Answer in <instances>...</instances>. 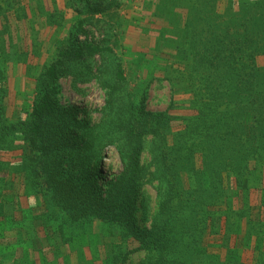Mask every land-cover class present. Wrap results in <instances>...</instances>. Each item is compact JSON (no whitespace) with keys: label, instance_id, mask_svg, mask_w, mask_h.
Returning a JSON list of instances; mask_svg holds the SVG:
<instances>
[{"label":"rangeland","instance_id":"obj_1","mask_svg":"<svg viewBox=\"0 0 264 264\" xmlns=\"http://www.w3.org/2000/svg\"><path fill=\"white\" fill-rule=\"evenodd\" d=\"M211 3L225 24L229 17L243 16V12L245 17L264 20V0H0V68L5 73L0 80V128L28 118L26 111L32 109L38 80L59 57L61 48L75 38L110 47L111 51L93 58V72L98 67L103 72L83 84L84 94L65 83L62 100L84 108L92 126L110 128L112 112L106 109L108 95L103 82L109 81L119 61L127 77L120 93L127 96L132 106L138 105L144 95L149 110L170 109L179 117L168 133L169 145L174 144V133L185 127L186 118L199 120L195 105L204 98L207 82L212 80L206 79L207 65L201 63L202 55L197 54L204 45L193 42L198 32L196 15L206 14ZM80 20L85 21L87 33L78 31ZM263 26L256 41L259 46H264ZM220 27L216 28L220 34L218 42L214 46L208 43L213 52L206 54L207 60L211 54L215 60L212 71L217 80L225 77L224 73H232L237 65L235 59L231 64L225 60L234 46L228 48L230 30ZM222 44L228 47L220 51V56H224L220 59ZM256 63L264 68V51L256 53ZM260 80L264 87V79ZM222 107L217 108L216 116H220ZM207 113L209 110L203 108L200 120ZM217 121L214 117L216 130L220 128ZM245 121L250 134L253 120ZM17 137V142L22 143L20 132ZM242 142L243 146L233 145L232 156L238 166L232 168L221 193L219 187H213L215 176L201 174L203 171H198L202 186L196 184L198 189L193 191L187 170L179 174L177 183L172 177L169 205L174 209L169 214L184 227H175L171 233L180 229L181 236L185 233L183 239L191 240L189 226L195 223L202 230L196 235L201 241L191 246L196 250L194 254L200 253L193 264H264V128ZM149 150L144 152L142 164L149 166L151 177L149 171L155 167ZM21 154V148L0 150V158L11 164L8 171L2 172L8 181L16 179L12 170L18 168ZM197 160L201 165L200 155ZM100 164L104 178L101 182L107 187L104 182L114 180L123 170L115 146L105 148ZM16 190L14 186L4 191L7 202L5 216H0V264H112L107 259L105 243L122 241V230L116 224L99 218L73 220L58 214L50 218L45 213L49 209L43 197L19 196ZM162 201L152 183L140 188L136 210L140 225L151 226L161 211ZM45 218L47 221L42 223ZM159 220L160 216L158 223ZM40 228L48 232V238H43ZM48 244L60 245L61 249L42 252ZM183 252L184 245L177 254L183 256ZM147 257L145 251H138L128 256L126 264H149Z\"/></svg>","mask_w":264,"mask_h":264},{"label":"trees","instance_id":"obj_2","mask_svg":"<svg viewBox=\"0 0 264 264\" xmlns=\"http://www.w3.org/2000/svg\"><path fill=\"white\" fill-rule=\"evenodd\" d=\"M210 5L211 8L205 9L206 14L196 15L198 32L193 42L204 45L197 54L202 55L201 63L207 65L206 79L212 78L213 81L207 82L206 95L195 105L199 120L185 119V127L174 133L175 145H169L168 133L179 117L171 114L170 109L149 110L144 95L138 105L132 106L127 96L120 93L127 77L119 61L109 81L105 79L103 82L108 95L106 109L112 112L109 119L111 126H92L84 108L62 100L63 85L69 83L83 95V84L98 78L103 72L102 67L93 72V58L97 55L102 57L111 49L90 40L75 38L61 48L59 57L47 66L37 82L32 109L26 111L28 118L11 121L0 128V150L22 149L18 168L11 169L16 178L13 181H8L2 173L8 171L11 164L0 158V216H5L7 199L4 191L16 186L19 196L43 197L49 209L45 213L50 218L53 214L73 220L99 218L121 228L122 241L105 243L107 259H111L112 264H126L128 256L138 251L147 253L149 264H193L200 253L194 254L196 250L191 246L201 241L196 239V235L202 230L195 227V223L193 227L189 226L187 230L191 240L183 239L185 233L181 236L180 229L171 233L175 227H184L169 214L174 209L169 205L172 177L177 183L181 179L179 174L187 170L193 191L198 189L196 184L202 186L198 171H203L201 174L215 176L213 187H219L221 193L232 168L237 169L238 166L232 156L233 145L243 146V140L249 141L264 128V87L260 84V79H264V68L256 63V53L264 51V46L256 42L259 33H262L264 20L245 17L243 12V16L229 17L225 24L217 14L215 4ZM92 10L98 11L95 8ZM84 23L80 20L77 28L79 32L87 33ZM220 26L230 30L231 42L229 47L220 45L222 49L218 51V57H224L220 56V51L234 46L225 60L231 64L235 59L237 65L232 73H224L225 77L217 80V76L213 78L215 71H212L215 60L212 54L207 60L206 54L213 52L208 43L214 46L218 42L220 34L216 28ZM4 75L0 68V80ZM62 80H65L64 83ZM220 106H223L220 116H216ZM203 108L209 113L200 120ZM214 117L220 125L218 130L214 129ZM248 118L253 120L250 134L245 121ZM18 132L22 134V143L17 142ZM237 138L240 140L237 141ZM110 145L117 148L123 170L114 180L104 182L107 186L104 187L100 163L105 148ZM147 150L155 167L154 171H149L151 177L147 172L149 166L147 168L142 164V156ZM198 155L201 165L198 164ZM145 183H152L163 197L161 211L150 227L140 225L136 214L138 193ZM159 216L161 222L159 220L158 223ZM45 221L46 218L42 223ZM43 226L46 228V225ZM40 229L43 238H48V232ZM182 245L184 252L180 256L177 253H180ZM58 248L61 249V246L48 244L41 251L53 253ZM190 248L191 254L187 255ZM64 262L67 263L66 260Z\"/></svg>","mask_w":264,"mask_h":264},{"label":"crops","instance_id":"obj_3","mask_svg":"<svg viewBox=\"0 0 264 264\" xmlns=\"http://www.w3.org/2000/svg\"><path fill=\"white\" fill-rule=\"evenodd\" d=\"M261 253H264V246L261 248ZM251 252H253V251H251ZM254 252H258V251H254ZM68 261V260H67ZM68 264V263H67Z\"/></svg>","mask_w":264,"mask_h":264}]
</instances>
